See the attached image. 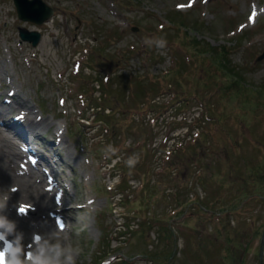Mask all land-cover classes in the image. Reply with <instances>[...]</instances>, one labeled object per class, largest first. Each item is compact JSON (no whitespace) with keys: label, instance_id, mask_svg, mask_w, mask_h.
Instances as JSON below:
<instances>
[{"label":"rangeland","instance_id":"obj_1","mask_svg":"<svg viewBox=\"0 0 264 264\" xmlns=\"http://www.w3.org/2000/svg\"><path fill=\"white\" fill-rule=\"evenodd\" d=\"M42 1L53 13L38 25L0 0V106L13 103L9 87L32 117L54 123L26 142L0 118V133L24 152L21 169L28 159L70 201L71 212L51 223L63 222L62 238L81 249L77 264H148L154 253L162 264H259L264 0ZM20 30L38 32V43ZM158 37L165 48L145 43ZM221 47L238 77L213 60ZM14 124L26 130L25 121ZM133 154L139 162L129 168ZM12 205L26 233L40 222Z\"/></svg>","mask_w":264,"mask_h":264},{"label":"bare ground","instance_id":"obj_2","mask_svg":"<svg viewBox=\"0 0 264 264\" xmlns=\"http://www.w3.org/2000/svg\"><path fill=\"white\" fill-rule=\"evenodd\" d=\"M4 93L7 94V96L9 97L8 99L9 100L11 99L13 103L10 102L9 104H6V105L2 104L1 105L2 107L0 106V118H1V120H3L4 123L8 124L9 127L12 126V128H15V127L18 128L17 134H19V136H22L24 141H26V142L30 141V139H32V135H34L35 133L37 135V133H39L41 130L48 129L54 123L52 121V119L48 120L45 118L43 119L41 117H38V119H36V117H37L36 115L34 117H32V115H33L32 110L33 109H31L27 105L26 101L23 100L19 96L18 93L14 92L13 89H10L8 87L6 89V91H4ZM0 103H2V102H0ZM15 110H17V112L15 114L16 116H14V118L11 119L13 121L10 122L9 120L6 119V116L9 115V113H11L12 111L15 112ZM7 118H8V116H7ZM17 121L18 122L20 121L22 123H23V121H25V127H26L25 131L21 129L22 126L19 128L15 124L13 125V123L17 122ZM26 139H28V140H26ZM0 141H1V146H0V158H1L0 159V161H1V164H0L1 165L0 166V183L3 185H6V184L9 185L10 184L11 187H8L6 185L9 189L12 188L9 191L7 190L8 191L7 195L9 197V204L10 205L11 204L16 205V207H15V209L17 210L16 212H18L19 215L22 216V218H23V216L31 215L32 218L38 219L39 221H46L48 224H52L51 220L53 219V216L64 213V210H66V212L67 211L71 212V210H69L70 207L68 206L70 204V201L67 202V200H64L60 196L56 195L55 188H52L49 186L51 184L50 183L51 181L48 179V177L45 175V173H43L41 170L34 171L33 167L35 168V166H34L35 164L29 163L27 161L28 159L25 162V159L23 160V158H22V161L24 162V164H26V167L21 169V167L22 166L24 167V165L21 164L20 162L16 161V160L18 159V156H23L22 153H24V152L19 150L17 146H13L12 144H10L9 138L4 137L3 133H0ZM53 144H54V146L56 144L58 145V142L54 140ZM27 151L28 152H34L35 154L38 153L37 151L30 149V148H29V150L27 149ZM38 156L41 157V154H39ZM24 157L27 158V155H24ZM35 160H36V158H35ZM62 170H64V169H62ZM19 171H21V172H19ZM66 184H67V182H66ZM21 206H24V208H26V211L19 212V208ZM79 211H81V210H79ZM14 214L15 213H13V215ZM53 223L56 224L57 219L53 220Z\"/></svg>","mask_w":264,"mask_h":264},{"label":"clouds","instance_id":"obj_3","mask_svg":"<svg viewBox=\"0 0 264 264\" xmlns=\"http://www.w3.org/2000/svg\"><path fill=\"white\" fill-rule=\"evenodd\" d=\"M145 43L158 49L167 45L163 37L146 39ZM115 153L116 149L111 145L104 149L106 158ZM138 162L139 157L133 154L125 164L134 168ZM21 208L24 206L19 208V212ZM64 228L63 222L48 224L46 221H33L26 233L19 227L18 221L10 217L9 197L6 192L0 191V264H77L81 249L62 238Z\"/></svg>","mask_w":264,"mask_h":264},{"label":"water","instance_id":"obj_4","mask_svg":"<svg viewBox=\"0 0 264 264\" xmlns=\"http://www.w3.org/2000/svg\"><path fill=\"white\" fill-rule=\"evenodd\" d=\"M17 17L22 21H30L35 24H42L47 22L52 16L53 10L45 4L42 0H12ZM19 36L24 41H29L34 46L38 43L40 39V34L38 32L20 30ZM263 54L258 58L261 59ZM264 247V231L261 237L259 246V264H262V253Z\"/></svg>","mask_w":264,"mask_h":264},{"label":"trees","instance_id":"obj_5","mask_svg":"<svg viewBox=\"0 0 264 264\" xmlns=\"http://www.w3.org/2000/svg\"><path fill=\"white\" fill-rule=\"evenodd\" d=\"M177 18L178 17H176L175 15L172 17V16H170V18H169V20H170V23H173V24H175V25H179V27H181L182 25L179 23V21H177ZM211 54H212V56H213V60H216V59H220V64H223V67H226V69H227V71H228V74H230L231 76H233V77H238V74H237V72H235V70H233V69H230V68H228L227 67V65H226V63L225 62H228V58L226 57L227 55H226V50L224 49V47H221V48H214V49H211ZM229 63V62H228ZM237 80V79H236ZM109 84V83H108ZM108 84H107V82H105V83H102L101 85L103 86V89H104V87H106V86H108ZM102 99H103V101L104 102H108V103H110V99H111V94L110 95H108L107 94V92H105L104 94H103V97H102ZM88 107H92V109L95 111V110H98V109H100L98 106H96L95 108L93 107V106H88ZM105 109V108H104ZM104 109H100V110H102V112L104 111ZM95 114H97V113H95ZM95 114L93 113V116H95ZM101 115H103L104 113H100ZM101 120V119H100ZM106 131L108 132V130L106 129ZM109 160H111V159H109ZM123 184H125V181H123L122 182V184H119V186H122ZM204 205V206H203ZM202 206L204 207V208H206L207 206H208V203H204L203 202V204H202ZM208 208V207H207ZM129 226L127 225V228H128ZM222 252V251H221ZM175 252L174 251H171L170 252V255L168 256V258L170 259V258H174L175 257ZM223 254V253H222ZM161 256H163L164 257V255H163V253H159L158 255H157V253H154V255H152L151 257H146V261H147V263L148 264H162V259L160 258ZM229 256H228V253L227 254H223V255H221L220 256V259H221V261L223 260V259H225V261L226 260H228L227 258H228ZM128 260V259H127ZM127 260H120V262L118 263V264H133V262H129V261H127ZM103 261L104 260H101L99 263L100 264H102L103 263ZM232 262V261H231ZM230 262V264H235L234 262H232L231 263ZM226 263V262H225ZM163 264H165V263H163ZM166 264H168V263H166Z\"/></svg>","mask_w":264,"mask_h":264},{"label":"snow or ice","instance_id":"obj_6","mask_svg":"<svg viewBox=\"0 0 264 264\" xmlns=\"http://www.w3.org/2000/svg\"><path fill=\"white\" fill-rule=\"evenodd\" d=\"M24 211H26V208H21V212H24Z\"/></svg>","mask_w":264,"mask_h":264}]
</instances>
